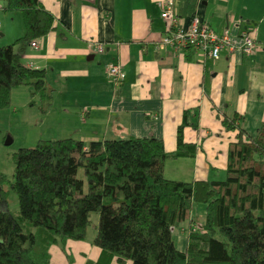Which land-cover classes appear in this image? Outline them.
Here are the masks:
<instances>
[{
    "label": "crops",
    "instance_id": "1",
    "mask_svg": "<svg viewBox=\"0 0 264 264\" xmlns=\"http://www.w3.org/2000/svg\"><path fill=\"white\" fill-rule=\"evenodd\" d=\"M38 1L54 18V28L37 40L35 49L24 43L15 44L13 51L23 66L44 71L52 104L46 114L38 111L39 125L57 139L71 137L87 144L151 138L172 153L176 129L186 112L182 142L193 145L194 153L166 159L163 177L189 183L223 178L227 148L236 135L222 126L223 118L239 116L247 136L264 124V0H173L183 29L197 18L216 34L226 30L236 42L243 31L252 36L251 56L222 50L215 61L190 50L173 52L157 45L167 32L159 17L166 0ZM2 4L0 46H7L22 37L23 29L20 15L4 13ZM88 42L100 44L102 52L95 54ZM112 64L124 73L119 85L107 76ZM31 93L29 87L13 89L10 102L16 99L17 104L22 96L26 103ZM203 210L197 205L191 211L197 224ZM183 225L174 242L179 251L185 247ZM70 242L76 241L48 248L49 264L97 260L98 248L90 243L71 248ZM109 264L117 263L112 259Z\"/></svg>",
    "mask_w": 264,
    "mask_h": 264
},
{
    "label": "trees",
    "instance_id": "2",
    "mask_svg": "<svg viewBox=\"0 0 264 264\" xmlns=\"http://www.w3.org/2000/svg\"><path fill=\"white\" fill-rule=\"evenodd\" d=\"M0 1L4 13L20 15L23 29L13 44L0 46V110L13 89L29 87L46 114L52 92L44 71L23 66L13 46L44 37L55 20L38 0ZM185 115L172 153L151 138L39 140L18 149L8 183L17 215L3 208L0 173V264H49L50 246L84 241L90 226L99 256L85 264H264V124L247 136L239 116L223 118L222 126L236 132L223 178L185 183L163 177L166 159L194 153L182 142ZM197 205L204 209L200 224L190 217ZM182 225L179 251L172 233Z\"/></svg>",
    "mask_w": 264,
    "mask_h": 264
},
{
    "label": "built area",
    "instance_id": "3",
    "mask_svg": "<svg viewBox=\"0 0 264 264\" xmlns=\"http://www.w3.org/2000/svg\"><path fill=\"white\" fill-rule=\"evenodd\" d=\"M159 17L164 22L167 32L159 39L157 45L168 47L173 52L190 50L203 58L215 61L222 50L229 52L238 50L246 57L251 56L254 51V40L247 31H243L236 42L226 30L216 34L197 18H192L189 25L183 29L174 12L173 0H166L160 5ZM29 46L35 49L38 46L37 40L30 42ZM87 47L95 54L102 52V46L96 42H88ZM106 73L115 85H119L124 77L122 68L117 64L109 65Z\"/></svg>",
    "mask_w": 264,
    "mask_h": 264
},
{
    "label": "rangeland",
    "instance_id": "4",
    "mask_svg": "<svg viewBox=\"0 0 264 264\" xmlns=\"http://www.w3.org/2000/svg\"><path fill=\"white\" fill-rule=\"evenodd\" d=\"M17 99L19 100L17 104L14 103L15 99L6 109L0 110V173L6 180L1 186V189L6 192L3 208L13 215H17V202L15 195L8 187L13 170L12 155L18 149L34 147L39 140H59L57 139L59 137H56L58 135L47 132L45 127L39 125L40 117L36 96H31L30 101H26V103H23L22 96ZM90 222L96 224L97 216L95 214L90 215ZM172 234L174 242H176L177 229H174ZM93 235L94 230L90 226L87 229L85 240L79 243L70 242L72 243L71 248L89 244Z\"/></svg>",
    "mask_w": 264,
    "mask_h": 264
}]
</instances>
